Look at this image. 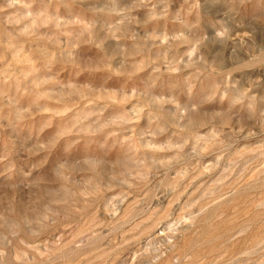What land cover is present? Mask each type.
<instances>
[{
  "label": "rangeland",
  "instance_id": "1",
  "mask_svg": "<svg viewBox=\"0 0 264 264\" xmlns=\"http://www.w3.org/2000/svg\"><path fill=\"white\" fill-rule=\"evenodd\" d=\"M0 264H264V0H0Z\"/></svg>",
  "mask_w": 264,
  "mask_h": 264
}]
</instances>
